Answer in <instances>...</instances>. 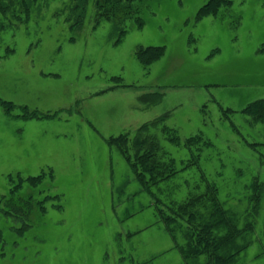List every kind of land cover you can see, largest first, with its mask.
I'll list each match as a JSON object with an SVG mask.
<instances>
[{
    "label": "rangeland",
    "instance_id": "rangeland-1",
    "mask_svg": "<svg viewBox=\"0 0 264 264\" xmlns=\"http://www.w3.org/2000/svg\"><path fill=\"white\" fill-rule=\"evenodd\" d=\"M0 1V98L15 106L0 104V202L18 172H45L36 188L24 183L23 200L38 190L59 195L45 215L32 210L33 228L22 234L0 205V264H185L155 208L208 201L203 173L239 226L255 224L242 264H264V192L258 201L250 188L256 177L264 183V123L242 112L264 98V0H232L198 22L208 0H134L143 28L132 16L99 18L98 0ZM151 45L165 54L144 66L135 52ZM153 90L163 101L143 104ZM220 104L234 110L230 118ZM166 112L182 139L202 132L212 145L196 165L189 148L158 132L176 171L147 192L108 140L133 137Z\"/></svg>",
    "mask_w": 264,
    "mask_h": 264
},
{
    "label": "trees",
    "instance_id": "trees-1",
    "mask_svg": "<svg viewBox=\"0 0 264 264\" xmlns=\"http://www.w3.org/2000/svg\"><path fill=\"white\" fill-rule=\"evenodd\" d=\"M133 3L134 0H98L97 16L120 22L132 16L136 18L137 26L143 28L145 22L140 16V8ZM231 5H233L232 0H208L197 11L195 22L209 16H219L225 7ZM6 8L7 5L0 1V9L5 10ZM122 32L124 33V31ZM165 50V46H141L136 50L135 55L144 66H150L165 54ZM164 96V92L153 90L144 92L139 99L143 104L154 106L161 103ZM0 104L10 111L15 107L11 102L1 98ZM206 105L203 106V109ZM220 109L225 118H230V114L234 112L232 108H224L221 104ZM22 110L25 112V116L31 118L45 117L44 114H39L36 110L29 111L27 108H22ZM242 112L250 116L253 122L264 123V98L248 103ZM169 116L170 113L166 112L143 123L133 137H130L129 133H124L112 136L108 140L110 144L118 147L134 171L136 179L147 192H152L154 185L167 179L176 171L175 159L159 142L156 136L158 132L162 133L168 141L189 148L193 153L192 164L196 165L199 164L205 147L212 145V142L206 139L202 132L182 139L179 129L165 124ZM44 176L45 172L36 176H24L21 172L9 174L14 185L10 188L9 195H3L0 205L4 202L6 205L5 215L11 216L16 223L22 226L18 229L19 234L33 228L31 216L34 213L32 210L38 212L39 215H45L48 211L46 202L59 197V195L48 194L44 190L30 192L25 200L20 197L19 191L24 188V183L31 188H36L43 182ZM50 176L54 178L52 172ZM202 176L213 191L210 192L208 201H204V195L197 200H187L177 207L157 206L155 209L158 220L163 222L173 241L177 243L176 247H178L185 264H242L240 255L253 244L255 224L248 221L243 226H239L236 219L230 215L219 200V196L216 194L218 188L215 183L211 182L205 173ZM250 188L255 193V199L259 201L261 193L264 192V183L256 177ZM38 195H42V197L38 198ZM15 197H19L25 205L21 207L13 205L12 201ZM202 207L205 211L202 210ZM179 236L183 237V243H179ZM6 250V238L0 227L1 261L6 258Z\"/></svg>",
    "mask_w": 264,
    "mask_h": 264
}]
</instances>
